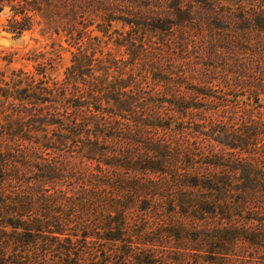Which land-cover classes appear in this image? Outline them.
Segmentation results:
<instances>
[{"label":"trees","instance_id":"16d2710c","mask_svg":"<svg viewBox=\"0 0 264 264\" xmlns=\"http://www.w3.org/2000/svg\"><path fill=\"white\" fill-rule=\"evenodd\" d=\"M5 6L15 36L49 10L135 29L112 79L83 45L62 79L0 69V264H264V0Z\"/></svg>","mask_w":264,"mask_h":264},{"label":"rangeland","instance_id":"374dc122","mask_svg":"<svg viewBox=\"0 0 264 264\" xmlns=\"http://www.w3.org/2000/svg\"><path fill=\"white\" fill-rule=\"evenodd\" d=\"M55 13L51 10L46 11L45 16L41 13H34V28L26 31L21 36H15L7 29L8 21L13 17L14 13L11 12L9 6H5L0 11V69L8 74L12 70L18 69L37 74L38 62L41 61L38 56L41 53H45L46 58L53 55L57 59L53 69L47 70L48 73H51L52 77L62 79L65 70L73 63V55L77 52L78 46L83 45L82 49H88L89 53H91L92 49H97V56L105 60L104 65L109 66L110 79L121 72L131 71V66L128 64L124 66L123 61L126 60L128 63L129 56H132L130 53L131 48H129V34L135 27H131L121 20H116L113 22L110 31L106 33V24L98 27L100 18L96 17L95 14H92L95 24L89 25V16L87 14L75 20L74 17L65 15L66 12L62 14L59 12ZM72 22H82L89 26L84 28L83 25L85 24L79 25L77 27L78 31L81 32L79 35L77 32H74L73 35H67L64 30L60 34L55 32L57 27L63 29L64 25H70ZM134 35L137 43L144 42L147 50L156 48L157 50L166 51L165 41L159 35H154V33L149 31L143 34V29L135 32ZM143 35L144 37H142ZM125 37H127V40H124ZM99 40L101 41L99 42ZM141 52L142 55L140 51L135 52L134 57L136 54L138 57L144 56L145 52ZM168 54L165 53L164 55ZM105 72L106 70H102L97 72V75H102ZM229 97L234 99L232 95ZM236 99L240 103L247 100L244 96ZM247 102L253 107L256 106L254 101L247 100ZM260 110L264 112V106ZM108 235L110 236V234ZM129 264H133V262Z\"/></svg>","mask_w":264,"mask_h":264}]
</instances>
